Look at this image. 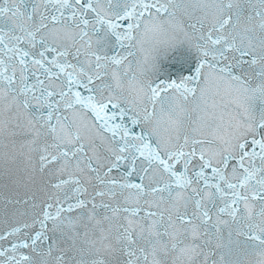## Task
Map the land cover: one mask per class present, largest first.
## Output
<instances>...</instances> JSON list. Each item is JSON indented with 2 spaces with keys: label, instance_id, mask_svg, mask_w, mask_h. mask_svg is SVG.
I'll return each mask as SVG.
<instances>
[{
  "label": "snow or ice",
  "instance_id": "6c2138e0",
  "mask_svg": "<svg viewBox=\"0 0 264 264\" xmlns=\"http://www.w3.org/2000/svg\"><path fill=\"white\" fill-rule=\"evenodd\" d=\"M0 264H264V0H0Z\"/></svg>",
  "mask_w": 264,
  "mask_h": 264
}]
</instances>
